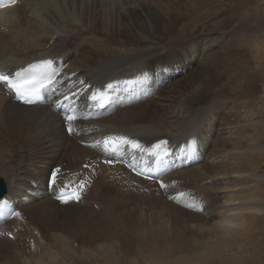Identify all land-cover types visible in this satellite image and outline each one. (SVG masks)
<instances>
[{"label": "bare ground", "instance_id": "bare-ground-1", "mask_svg": "<svg viewBox=\"0 0 264 264\" xmlns=\"http://www.w3.org/2000/svg\"><path fill=\"white\" fill-rule=\"evenodd\" d=\"M218 1L221 5L214 12L211 7ZM250 1L17 0L13 7L9 3L0 7V69L14 73L30 60L51 58L61 72L55 84L63 97L53 103L54 92L49 88L43 103L24 105L0 85V137L9 134L13 138L8 141L12 152L1 148L8 142L0 140V178L6 184L3 197L10 198L19 213L0 219V264H25L35 253L37 247L32 249L25 242L37 223L31 218L52 222L53 216L76 208L74 213L69 211L71 219L101 220L99 213L78 208L93 197L111 200L125 213L127 202L133 206L135 201L164 209L170 217L169 230L162 222L157 223L159 227L155 222L158 229H154V224H139L142 217L137 219L134 213H119L131 226L133 239L146 232L162 234L164 239L163 234L171 235L174 240L172 251L164 247L168 251L144 254L149 264H264V170L258 173L264 169V121L259 117L264 105L257 107L264 72L259 44L253 63L252 58L242 63L236 58L241 59L238 55L244 50L243 32L248 36L261 27L260 22L251 25L259 10L246 7ZM7 8L11 9L7 12ZM206 12H214L211 19L200 18ZM222 36H226L220 47H225L224 52L218 49L213 56L208 48ZM142 68L145 73L136 72L140 83L129 103L116 97L111 107L95 104L94 114L79 111L73 131L66 130L68 102L80 103L96 84ZM145 82L148 94L138 95ZM65 96L69 97L66 101ZM226 130L232 138L225 135ZM120 132L142 146L128 149L129 145H123L128 151L122 159L103 151L104 135ZM162 137L169 140V153L182 154V158L179 166L171 164L155 177L160 169L149 150ZM193 139L194 155L174 150L179 142L182 148ZM108 159L115 162L105 164ZM86 164L91 167L85 168ZM55 165L61 171L54 189L47 183ZM227 176L232 178L226 181ZM159 178L166 187L159 186ZM81 180L87 187L78 202L54 199L66 185L75 189ZM151 216L146 217L157 220ZM8 232L14 239L6 236ZM52 234L54 242L65 244L64 237ZM205 240L211 245L196 259L186 254L192 244L199 246ZM128 243H118L128 249L127 254L136 256L145 248L143 241L134 249ZM38 244L47 249L44 242ZM11 245L18 249V257Z\"/></svg>", "mask_w": 264, "mask_h": 264}, {"label": "rangeland", "instance_id": "rangeland-1", "mask_svg": "<svg viewBox=\"0 0 264 264\" xmlns=\"http://www.w3.org/2000/svg\"><path fill=\"white\" fill-rule=\"evenodd\" d=\"M15 4H16V2L11 7H13ZM220 5H221V3L219 1L217 3H215L214 6L211 7V9H215V10H212V11H214V12L217 11L218 8L220 7ZM246 7L252 8L254 10H259L256 13L255 17L253 18L254 21L252 22L251 25H252V27H254L257 23L260 22L261 27L258 28V30H253L252 32L248 33L247 34L248 36H246V34H245L246 30L243 32L244 41H243V44H242L241 47L244 48V50L242 51V55H238L239 57H241V59L238 58V57H236V58L238 59V61L240 63H242V61L250 62V58H252L251 62L253 63V61H254L253 58L255 56V53H254L255 52V47L257 46V43H258L259 47L258 46L257 47L261 50V53L259 52V55L261 57L260 67L262 68V70L264 72V40H263V38H264V1L263 0H251L250 2H248V5L246 4ZM10 9L11 8H7V9H5V11L7 10V12H8V10H10ZM214 12H208V13L206 12L205 14H201L200 18L211 19L212 16L214 15ZM201 23H202L201 21L198 22V24H201ZM225 38H226V36H222V37L219 38L218 42L217 41H213V43H211V46H209L208 50H211L210 51L211 53H214L218 49L220 50L221 49L220 47H222V43L224 44L226 42ZM224 48L221 49L219 53H223L224 52ZM69 52L70 51H68V53ZM215 54L216 53H214L213 56H215ZM193 70L195 71L196 69L193 68ZM259 84H260L259 94L262 97V100L258 101V103H257V105H258L257 107L258 108H259V105H264V98H263V96H264V74H263V77H262V81ZM241 111H243V110H241ZM216 117H218V115ZM216 117H213V119L210 121V123H213V121H214V119ZM259 117L261 119H263V121H264V111H263V113L261 115H259ZM227 130L225 131L226 132L225 135L232 138L233 135L229 136L227 134ZM8 135L9 134H6L5 135L6 137L2 136L3 138L0 137V140L8 142V141H10V139H13V138H9ZM223 136H224V134H223ZM10 142H8V144H5L4 146H2V147L0 146V147L5 149L7 152H10V151L12 152L13 151V147H10V146H12V144ZM12 142H13V140H12ZM83 146H85V145H83ZM67 148H68V146L64 147V150H66ZM194 157L196 158V156H194ZM192 158L193 157H190L188 160H190ZM195 160L196 159H194L192 161L195 162ZM179 163H181V162L179 161ZM189 165H192V164H189ZM12 169H14V167H12ZM263 170L264 169L259 170L258 173H260ZM94 178L96 179V176ZM231 178L232 177H230V176L228 177L227 176L226 177V179H227L226 181L230 180ZM262 182L263 181H261L260 183L262 184ZM165 197L169 201L170 196H166L165 195ZM110 201L111 200L108 201L104 197H101V198L93 197L92 200H90L88 203L81 204V206L78 207V208L84 209L85 212H87L88 210L89 211H95V212L99 213V214L96 213L97 215H99V217L100 216L103 217V218L100 217L101 220L95 221V222L94 221L91 222L92 218L88 222H79V221L75 220L74 218L71 219V217L69 216L70 215L69 211H72L74 213L76 208H67L66 210L68 212L66 214L62 213V214H57L56 216H53L52 222L51 221L48 222V220H46V219H41L40 221H37V218H35V217L31 218L32 220L36 219L35 221L37 223L34 224V229L31 232V234L26 236L25 242L32 249H35L36 247H37V249H36L35 253H32V255H30V259L27 260L25 262V264H133V262L137 263L138 261H140V262H138L137 264H149L150 261L145 260V258H143L144 254H146V255H147V253L148 254H151V253L153 254V253H156V251H158V250H159V253L160 252L162 253L163 249L165 251H168V249H171L170 251H172V248H173V245H174V244H172V242L174 240L173 239L171 240V235H169L170 236L169 237L168 235L163 234L164 235L163 237L166 238V239H164L161 236L162 234H157L156 235V234H153V233L151 234V233L141 232V234L138 235V237H135L133 239L132 237H130L131 236L130 235L131 232H130L129 229L131 228V226L128 225L126 217H123L124 220H122L123 218H120L121 216H124L125 214H126L125 216H127L129 214V212H130V214L134 213L136 218L139 217L137 219H140V217H142L141 218L142 222L139 223L141 225H143L144 223L145 224L146 223L147 224H151V225L154 224V225H152V228H154V229H158V227L161 225L162 227H164L167 230H169L170 224H171V222L169 220L170 217L166 215V212H164V209L160 210L159 209L160 207H157L156 209H154V208L148 206L146 203L136 202L135 201L133 206H132L131 202H127L128 204H126L125 207H126V209L128 208V210H126L127 212L125 213L123 210L122 211L118 210V207L115 208L114 203L110 202ZM94 204H96L98 208H94L93 207ZM111 204H112L113 207L111 206ZM113 210H114V212H112ZM137 211H138V214H137ZM147 211H149L148 213H149L150 216L152 214L151 217H153V215H156L155 218H157V220L155 219L153 222L151 220H149L148 219L149 217L148 218L146 217V216H148ZM152 211H154L155 214ZM119 213L120 214H124L125 213V214L124 215H120ZM140 213H141V215L139 216ZM117 214H118V216H117ZM157 214H158V217H157ZM159 214L164 216V217L160 216ZM113 216H115V217H113ZM143 216H145V217L143 218ZM116 218H117V220L121 219L122 221L119 220V222H118L116 220ZM137 221H139V220H137ZM155 222H156V225H158L157 223H159V222L160 223L162 222V223L161 224L159 223L160 225H158V227H157L155 225ZM118 224H119V226H118ZM137 224H138V222H137ZM122 225L124 227H122ZM80 226H82V227H80ZM95 226L96 227L98 226L97 229H95ZM115 227L116 228L118 227L117 229H119L121 231V233H118L120 231L116 230ZM120 227L121 228H125V229H121ZM110 229L111 230L114 229L113 231H115V232H111ZM88 231H89V233H87ZM52 233H57L58 236L60 235L61 237H64L63 240L65 241V244L61 245L58 242L57 243L54 242L53 241L54 237H53ZM112 233L114 235H112ZM62 234H63V236H62ZM48 235H51L52 237H48ZM119 236H120V238H119ZM189 236H192V235L190 234ZM153 237H155V238H153ZM192 237L194 238L195 236H192ZM192 237H190V238H192ZM149 238H151L152 240L149 239ZM186 238H188V236ZM161 239L168 240V241L162 242ZM32 240L35 243H32L31 242ZM47 240H50V241H47ZM41 241L44 242V244L46 245L44 247H47V249L46 248H40L41 245H39V244H38L39 246H37V243H40ZM128 241H129V243L130 242H132V243L129 244ZM142 241H143V243L144 242L145 243L147 242V243L143 244ZM119 242L122 243V244H123V242L128 243L130 245L128 247L129 249L132 248V247H133L132 249H134L136 246H138L139 244L142 243V245L145 246V248H143V251L141 253L136 254V256H139V258L138 257L137 258L138 259L141 258V259L137 261L135 259L136 256L134 254L133 255L132 254H127L128 253L127 252L128 249L126 247H124V246H121L122 244H118ZM202 242H203V244H202ZM204 242L206 243L205 245H204ZM50 243H52V244H50ZM207 244L211 245V241H206V240L205 241H201L199 243V246L198 245L195 246V244H192L193 246L191 248H193V249H191L190 252H186V254H188L191 257H193L194 259H196V255L200 254L203 251V248ZM131 245H132V247H131ZM169 245H171V248H169L170 247ZM61 246H62V248H61ZM64 246H66V247H64ZM121 247L125 248V250L123 248H121ZM160 247H162V248H160ZM164 247H166L168 249H165ZM64 249H66V251ZM251 249L252 248H249V250H251ZM10 250H13L12 254L15 255L16 257H18V249L17 248L15 249L14 245H11ZM154 250H155V252H154ZM154 255H156V254H154ZM132 256H133V258H132ZM168 256L169 257H171V256L173 257V255H168ZM178 256L179 255H175L174 257H178ZM154 257H158V254L156 256H154ZM35 258H37V259H35ZM91 259H93V260H91ZM39 260H40V262H39ZM217 260H219V258ZM32 261H34V263H32ZM211 264H221V263H211Z\"/></svg>", "mask_w": 264, "mask_h": 264}, {"label": "snow or ice", "instance_id": "snow-or-ice-1", "mask_svg": "<svg viewBox=\"0 0 264 264\" xmlns=\"http://www.w3.org/2000/svg\"><path fill=\"white\" fill-rule=\"evenodd\" d=\"M9 4H14L15 0H6ZM5 6V0H0V7ZM53 61L48 59L38 60L32 63H29L27 67L20 68L14 73L4 74L0 72V85H3L13 97L23 104H35L38 100L41 99L42 91L54 83L53 76L55 75V70L53 69ZM116 85L109 83L105 86L104 91L94 92L91 96L92 100H101L106 101L109 96V91ZM69 97L65 96L64 100H68ZM62 103V101H58ZM76 120V116L71 112H68L64 116V121L67 125V130L69 132L73 131L72 123ZM99 143V142H97ZM103 151L120 153L123 145H129L133 149H141V145L136 140H131L126 136L121 137H105ZM196 150V141L193 139L188 141L182 148L181 152L185 155L191 156L194 155ZM149 151L152 152L153 156L156 159L158 166H165L167 161L166 157L170 155L167 148V141L160 140L152 146V149ZM115 161L113 159L105 160V164H113ZM85 168L91 167L86 164ZM60 169H55L49 178V184L55 189L57 181L59 180ZM160 186L166 187V185L161 181ZM87 187L86 181L81 180L79 185L72 191H67V185L64 189L61 190V195L57 199L61 203H69L70 201H79L81 199V194L83 190ZM180 197L184 196V193L179 194ZM7 201L0 200V205L6 204ZM189 207H194L195 205H188ZM202 210V208L200 209ZM14 215H19V213H13ZM11 233H9V236Z\"/></svg>", "mask_w": 264, "mask_h": 264}, {"label": "water", "instance_id": "water-1", "mask_svg": "<svg viewBox=\"0 0 264 264\" xmlns=\"http://www.w3.org/2000/svg\"><path fill=\"white\" fill-rule=\"evenodd\" d=\"M5 189H6V187H5V183H4V181L0 178V196L3 195V193L5 192Z\"/></svg>", "mask_w": 264, "mask_h": 264}]
</instances>
